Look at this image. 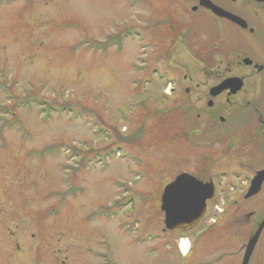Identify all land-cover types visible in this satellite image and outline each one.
<instances>
[{"label":"rangeland","instance_id":"1","mask_svg":"<svg viewBox=\"0 0 264 264\" xmlns=\"http://www.w3.org/2000/svg\"><path fill=\"white\" fill-rule=\"evenodd\" d=\"M197 5L0 0V264H234L222 230L184 258L193 241L168 231L161 210L177 176H202L201 156L219 179L241 175L217 184L206 223L247 188L249 161L230 141L196 152L183 136V76L237 75L227 39L206 67L197 61L193 49L210 42L209 31L187 37L191 22L210 21Z\"/></svg>","mask_w":264,"mask_h":264},{"label":"flooded vegetation","instance_id":"2","mask_svg":"<svg viewBox=\"0 0 264 264\" xmlns=\"http://www.w3.org/2000/svg\"><path fill=\"white\" fill-rule=\"evenodd\" d=\"M201 1L198 0V5L192 8V12L208 17L209 27L205 22H191L190 32L186 34L188 33V38L194 39L198 37L199 31L205 34L209 31L210 42L201 49L194 48V55L197 61L206 67L203 59L209 57L210 59H207L209 63V60L219 57L221 53L216 44L218 45L222 38L227 39L228 42L223 47L226 57L231 62V66L228 64L231 69L227 73L230 75L236 69L237 75L223 78L220 70L213 67L197 70L199 75H203L204 80L201 82L196 83L194 76L189 74L183 76L182 84L188 83L191 86L184 89V100L180 107L184 116L183 136L188 151L197 150L196 152L205 149L206 145L213 147L221 142L230 141L229 149L245 154L250 168H239L247 173L246 180L242 181L247 185L244 195L233 200L229 210H222L217 218L206 223L210 210L214 211L218 208V205H213L211 209L217 199V184H233V179L240 180L241 175L235 172L236 178H232L231 181L230 172L227 171L223 172V177L219 179L214 172L209 173L212 168V158H206L204 163V157L201 156L199 170L206 165L201 169L202 176L198 177L186 172L182 174L191 175L202 184H214V197L207 202L205 216L195 228L175 231L180 236L190 237L193 241L190 251L183 256L184 258L193 255V247L196 243L203 242L207 236L216 235V232L222 230L225 233L229 232L230 239L227 233H223L216 235L217 240L222 243L231 240L232 247L229 250L233 249L234 264H243L250 244H253V248L248 264H264V182L256 195L246 197L253 180L259 173L264 172V0H204L232 15L237 19L236 21L215 14L203 7ZM193 28H196V31H193ZM170 29L174 33L175 28ZM151 30L156 31L153 28ZM156 32L160 40L163 34L160 29ZM157 46L158 44H154L153 48L157 50ZM232 78L242 80L241 90L232 93V89H228L217 96L213 95L217 87ZM206 81L212 84H207ZM246 82L250 85H246ZM174 83L180 82L169 81L171 87ZM246 88H249V91L245 90ZM241 93H244L242 101L235 100ZM227 217L228 224H224L223 218ZM197 232H199L198 237Z\"/></svg>","mask_w":264,"mask_h":264},{"label":"water","instance_id":"3","mask_svg":"<svg viewBox=\"0 0 264 264\" xmlns=\"http://www.w3.org/2000/svg\"><path fill=\"white\" fill-rule=\"evenodd\" d=\"M201 5L217 15L233 21L237 20L232 15L218 9L208 1L202 0ZM242 87V80L232 78L217 87L213 95L217 96L228 89H232V93H236ZM263 182L264 172H261L253 180L251 189L246 197L256 195L260 191ZM214 194V184H202L188 174L178 176L175 181L166 186L162 196L161 210L165 213L164 223L167 230L173 231L175 229H191L195 227L205 215L207 201L212 199ZM252 248L253 244H250L245 253L243 264H248Z\"/></svg>","mask_w":264,"mask_h":264},{"label":"bare ground","instance_id":"4","mask_svg":"<svg viewBox=\"0 0 264 264\" xmlns=\"http://www.w3.org/2000/svg\"><path fill=\"white\" fill-rule=\"evenodd\" d=\"M183 250H184V252H187L189 250V244L188 243H184Z\"/></svg>","mask_w":264,"mask_h":264},{"label":"trees","instance_id":"5","mask_svg":"<svg viewBox=\"0 0 264 264\" xmlns=\"http://www.w3.org/2000/svg\"><path fill=\"white\" fill-rule=\"evenodd\" d=\"M165 113V112H164ZM164 113H162L161 115H163Z\"/></svg>","mask_w":264,"mask_h":264}]
</instances>
